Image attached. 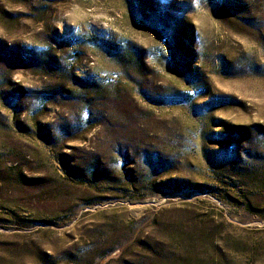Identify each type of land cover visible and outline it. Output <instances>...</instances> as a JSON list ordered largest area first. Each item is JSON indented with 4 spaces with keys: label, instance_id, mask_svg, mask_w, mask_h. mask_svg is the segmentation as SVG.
I'll list each match as a JSON object with an SVG mask.
<instances>
[{
    "label": "rangeland",
    "instance_id": "1",
    "mask_svg": "<svg viewBox=\"0 0 264 264\" xmlns=\"http://www.w3.org/2000/svg\"><path fill=\"white\" fill-rule=\"evenodd\" d=\"M0 264H264V0H0Z\"/></svg>",
    "mask_w": 264,
    "mask_h": 264
}]
</instances>
